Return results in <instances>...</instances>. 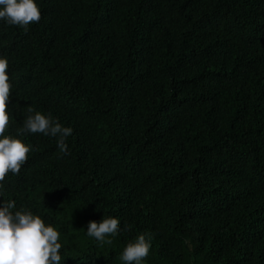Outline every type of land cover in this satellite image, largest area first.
Instances as JSON below:
<instances>
[{
    "label": "trees",
    "instance_id": "16d2710c",
    "mask_svg": "<svg viewBox=\"0 0 264 264\" xmlns=\"http://www.w3.org/2000/svg\"><path fill=\"white\" fill-rule=\"evenodd\" d=\"M35 2L27 31L0 20L5 135L31 149L0 201L60 232V264H124L141 234L142 264H264V0ZM28 106L73 129L67 153L17 135Z\"/></svg>",
    "mask_w": 264,
    "mask_h": 264
},
{
    "label": "clouds",
    "instance_id": "9594fccd",
    "mask_svg": "<svg viewBox=\"0 0 264 264\" xmlns=\"http://www.w3.org/2000/svg\"><path fill=\"white\" fill-rule=\"evenodd\" d=\"M41 12L35 0H0V20L9 25L28 30V25L39 23ZM8 60L0 58V190L9 173L19 175L31 151L21 139L5 135L9 128L8 103L12 85L9 82ZM29 113L17 135L42 133L57 138L60 152L67 153L66 138L72 135L71 127L62 126L51 115H44L28 106ZM2 197V191H0ZM15 200L0 201V264H60L62 244L60 232L29 210L15 208ZM130 228V226H129ZM120 230V220L108 216L97 223L87 224V235L100 245L112 244L106 237L115 236ZM150 238L144 234L127 243L120 259L124 264H142L150 252Z\"/></svg>",
    "mask_w": 264,
    "mask_h": 264
}]
</instances>
